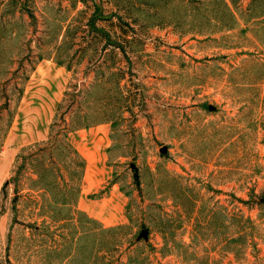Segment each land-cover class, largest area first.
Returning <instances> with one entry per match:
<instances>
[{
	"label": "rangeland",
	"instance_id": "374dc122",
	"mask_svg": "<svg viewBox=\"0 0 264 264\" xmlns=\"http://www.w3.org/2000/svg\"><path fill=\"white\" fill-rule=\"evenodd\" d=\"M219 2L0 0V264H264V5Z\"/></svg>",
	"mask_w": 264,
	"mask_h": 264
},
{
	"label": "trees",
	"instance_id": "16d2710c",
	"mask_svg": "<svg viewBox=\"0 0 264 264\" xmlns=\"http://www.w3.org/2000/svg\"><path fill=\"white\" fill-rule=\"evenodd\" d=\"M236 1L237 0H230V1L229 0H220V2H219V5H220V11H219L220 16H219V19L220 20H225V18H226V19H229L230 22L232 20V22H231L232 24H234L235 21H237V17L235 15L234 9H232V7H231L232 3H233V5H236ZM262 5H264V1L263 0H251L250 9H252V10L258 9V7H261ZM222 24H225V23H222ZM232 24H228L229 27H232ZM102 120L103 121H108V120H104L103 118H98L96 121H102ZM88 125H89V123L80 124V125H76V127L88 126ZM57 145L59 146V145H62V144L58 143ZM63 147L65 148V146H63ZM61 202H62V205H65L67 203V200H64V198H63V201H61ZM55 203H59V200H55ZM78 213H81L82 216H85L84 212H78ZM87 219L91 223H96V220L94 218H92V217L88 216ZM122 226L125 227V225H122Z\"/></svg>",
	"mask_w": 264,
	"mask_h": 264
},
{
	"label": "crops",
	"instance_id": "0c3cea01",
	"mask_svg": "<svg viewBox=\"0 0 264 264\" xmlns=\"http://www.w3.org/2000/svg\"><path fill=\"white\" fill-rule=\"evenodd\" d=\"M48 66V65H47ZM47 66H44V67H41L42 69H45ZM60 67L59 68H64L62 65H59ZM53 79H55V78H53ZM53 81V80H52ZM53 95H56L55 93L53 94ZM47 136H46V134L45 135H43V136H37V137H35V138H32V140H26L25 142H23L22 143V145H26V144H28V143H31V142H33V141H39V140H41V139H45Z\"/></svg>",
	"mask_w": 264,
	"mask_h": 264
},
{
	"label": "water",
	"instance_id": "95a60500",
	"mask_svg": "<svg viewBox=\"0 0 264 264\" xmlns=\"http://www.w3.org/2000/svg\"><path fill=\"white\" fill-rule=\"evenodd\" d=\"M147 231L145 230L142 234L146 233Z\"/></svg>",
	"mask_w": 264,
	"mask_h": 264
}]
</instances>
